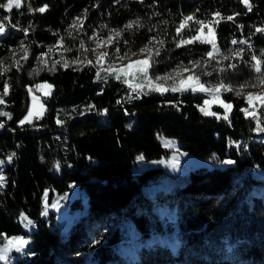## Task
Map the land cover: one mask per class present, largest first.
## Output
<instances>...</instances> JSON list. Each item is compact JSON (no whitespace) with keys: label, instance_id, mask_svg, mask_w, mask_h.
Wrapping results in <instances>:
<instances>
[{"label":"trees","instance_id":"obj_1","mask_svg":"<svg viewBox=\"0 0 264 264\" xmlns=\"http://www.w3.org/2000/svg\"><path fill=\"white\" fill-rule=\"evenodd\" d=\"M249 3L251 11L241 0H22L19 8L0 9L5 28L0 61L10 69L0 75V94L5 82L9 85L0 111L11 114V119L0 116V157L15 153L3 168L0 245L9 234L28 235L22 249L11 252L9 263L0 264H264V131L256 130L258 124L264 128V108L255 102L250 108L244 92L235 95L237 86L252 85L259 75L250 67L251 57L264 60V33L255 32L264 28V0ZM45 5L44 12L36 11ZM189 15L193 21L178 36L177 27ZM78 17L82 28H70ZM137 19L143 27L123 31L118 41L113 37L116 42L107 44L105 53L124 55L155 37L149 45L153 51L160 47L156 41L164 43L149 61L150 74L200 60L194 72L206 87L232 86V91L220 92L234 103L227 121L199 110L207 92L161 94L147 88L135 98L127 84L107 75L105 65L75 52L89 38L107 39L110 29H124ZM195 20L213 23L215 44L224 54L209 59L211 44L199 40L176 46L196 34L200 25ZM22 43L27 59H21ZM240 49L244 51L235 56ZM14 61L19 64L13 66ZM40 79L52 84L42 94L46 108L21 125L29 89ZM242 108L254 111L255 118L246 117ZM157 134L175 137L181 150L228 157L232 163L161 178L165 170L159 159L168 158L171 147ZM140 154L157 163L133 170ZM74 180L85 194L83 200H70L79 216L63 231L42 229L44 188H50V201ZM22 211L37 229H23Z\"/></svg>","mask_w":264,"mask_h":264},{"label":"snow or ice","instance_id":"obj_2","mask_svg":"<svg viewBox=\"0 0 264 264\" xmlns=\"http://www.w3.org/2000/svg\"><path fill=\"white\" fill-rule=\"evenodd\" d=\"M241 3H243L245 5L246 8H248V11H251V5L249 3V0H241ZM21 6L20 0H7L6 3H0V9H5L7 11H11L13 7L15 8H19ZM47 8V5H45L44 7L38 8L36 9V11L39 12H44ZM29 10L31 11L32 9L29 8ZM87 10H85V15H86ZM214 16H219V13H214ZM194 17L189 15L184 17L179 26L177 27V35H180V32L183 28L187 27L188 22L193 21ZM225 19L227 20H232L233 17L232 16H228ZM218 22V21H217ZM83 19L82 18H76L73 21V24L70 25V28L76 29V30H80L83 26ZM166 23V21H165ZM195 23L200 25L201 28H203L205 26V22L204 21H200V20H195ZM101 27H107L106 25H102ZM143 27V25L140 23L139 19L135 20V21H129L125 26L124 29H110L109 30V36L107 38L106 41H104V43L108 44V45H112L113 43H115L116 41H114L113 37L116 38V40L118 41L121 36L123 31L125 30H131L133 28H140ZM25 32L27 30H24ZM5 32V28L3 27V25H0V34H3ZM256 33H264V28H260L257 27L255 29ZM255 34V33H253ZM197 40H199L200 43L203 44H211L212 46V50L207 52V57L209 59H213L214 58V54L219 52V49L217 48L214 39L213 40H208V39H201L199 34L192 36L191 38L187 39V40H181L180 42L177 43V47H181L183 44H191L196 42ZM153 41H155V37H152L149 39V44L145 45L143 48L140 49L141 53H148V57L142 61H138L136 62L137 65H139L138 67L133 66V64H128L125 67L119 68V69H113L111 65H109L108 69H105L104 71L107 72L108 76H114L115 79L120 80L121 82L125 83L128 85V87L135 93H137L135 98H139V93L140 91L147 86L149 88L150 91H156V92H160L161 94H163V92L166 91H172V92H185V91H192V92H207L211 95V99L210 100H205L203 106H200V111L206 115V116H214L217 119H221L223 118L225 121H227L229 119V111L232 108V105L230 103H225L222 99H220V95L219 93L222 91H232V86L231 85H226L223 82H221L219 85H217L214 88H210V87H206L204 83L200 82L199 76L195 75L194 70L196 68H198L200 66V61H190V63L192 64V69H188L185 68L183 65H179L176 69L173 70L172 73L167 74L164 77H156V81L159 80H172V86L171 87H165L159 83H155L153 82L152 79H150L148 77V68L150 67L149 61L152 59L153 55H159L160 54V48L163 47V41H156V43H158L160 45V47L155 48V50L153 51L152 48L149 47V45H151L153 43ZM100 40L97 39V44L99 45ZM125 44H127V41H124ZM233 44H236L237 41L233 40L232 41ZM240 44H245L247 43V41L245 40H241L239 41ZM251 47V46H249ZM21 51L24 53L23 57H21V59H27L28 57V48L23 45V43L20 45ZM81 48H84V44L83 42H81ZM120 49L117 47L116 48V52L119 53ZM243 49H240L238 51H235L233 54L236 56H239L241 52H243ZM135 54V53H133ZM104 56H107V53L103 54ZM261 56L264 57V49L261 50ZM103 57L98 58V62L99 60H101ZM225 60L229 59L228 56H224L223 57ZM43 62V61H41ZM77 60L72 61V63H77ZM251 62L250 63V67L254 70L255 73H258L259 75L256 77L255 83H253L251 86L252 87H256L259 86L261 84H264V70H262L261 68V64L264 63V60H261L260 58H258L257 56L253 55L251 57ZM87 63H91V61H87ZM19 64V61H14L13 62V66ZM64 67H68L69 63L65 62ZM230 68H235L236 65L234 64H230L229 65ZM10 69L3 67V61H0V75H2L4 72L8 71ZM51 70H55V65H53ZM221 71H224V69H221ZM34 73L38 74V69H34L33 70ZM182 72H192L191 75H188L186 78H182L179 79L177 82V78L181 76ZM123 73V75H121ZM207 75H211V73H206ZM97 79L101 78V69L97 70ZM249 86L248 84H242L239 86V89H237L235 91V95L236 96H241L242 95V89L244 87ZM37 88L42 87L41 85H36ZM44 87H47L48 89L51 88V85H44ZM8 88L9 85L7 84V82H5V87H4V93L0 94V103H3V99L2 96L6 95L8 93ZM31 92V90H29ZM133 97H129L128 99H132ZM245 100L247 102V104L249 105L250 108H254V102L256 104H259L262 108H264V93H249L246 95ZM33 103H36V97H33ZM117 103H120V101H117ZM213 103H219V105L224 108L225 112L223 117H221L218 113L213 112L210 110L211 104ZM92 106L90 105L89 108H91ZM41 110H42V106H41ZM106 111V110H105ZM242 112H244L245 116H252L253 118H255V112H249L248 109H241ZM82 114V113H81ZM0 116H7L9 119H11V114L4 112V111H0ZM33 117V111L32 109H29L28 114L26 116H24V118L19 121V123L21 125H23L24 123H31V118ZM58 124H61L62 121L57 120ZM3 124H0V127H3ZM257 131H264V128H260L259 124L257 125ZM15 155V153H12L9 157L8 160L9 162L12 160L13 156ZM2 163V162H0ZM225 163H232V161H225ZM5 184V177L0 174V189H2L4 187ZM21 220L22 221H27V217L24 216L23 213H21ZM28 224H31V221H27ZM27 226V225H26ZM7 240V244L5 246V248L3 249V253L4 254H0V260H7L8 257L6 255V253L11 249V248H15L17 251H19L24 244L27 243L26 240L22 239L21 237H13L11 239L5 238Z\"/></svg>","mask_w":264,"mask_h":264},{"label":"rangeland","instance_id":"obj_3","mask_svg":"<svg viewBox=\"0 0 264 264\" xmlns=\"http://www.w3.org/2000/svg\"><path fill=\"white\" fill-rule=\"evenodd\" d=\"M21 1L22 0H20V3H21ZM6 2H7V0H0V3H6ZM197 34H199L201 39H208V40L215 39V31H214L213 23L211 21H205V26L203 28L199 27V29L195 35H197ZM97 39L100 40L99 45L97 44ZM106 40L107 39H105V38L91 37V38H89L88 42H86L85 48L83 50L80 51V50L76 49L75 52L77 54H80V57H82L83 55L90 56L93 60H95L99 64V66L105 65L108 68L109 65H111L112 67H114L113 68L114 70L125 67L130 63L133 64L134 68L138 67L139 65H137L136 62L142 61V60L147 58V57H143L144 55H146L147 52L141 53L140 49H137V50L131 51V52H127L124 55H112L111 53H107V56H104L103 55L105 53L104 49L107 46V44L104 43V41H106ZM216 46H217V44H216ZM217 48L219 49V52L215 53V55L224 54V52L221 48H219L218 46H217ZM236 51H238V50H236ZM133 53H135V54H133ZM100 57H103V58L101 60H99V62H98V58H100ZM137 58H139V59H137ZM193 61H200V60H193ZM179 65H183L185 68H188V69H192V67H193L190 62L181 63V64H178V65L172 67L171 69L166 71V73H163V74L152 75L148 72V77L150 79H152L153 82H155V83H159L165 87H171L172 83H173L172 80L156 81L155 78L156 77H164L167 74L172 73L173 70L176 69ZM194 71H199V69L196 68ZM191 74H192V72H182L181 76L177 78V82L179 79L186 78L188 75H191ZM121 75H123V73ZM36 85H41L42 87L37 88ZM44 85H51V87H52L51 82L48 80H45V79L38 80L32 87H30L29 90H31V92L29 91V103H28L26 111L24 112V114L22 115V117L20 118L19 121H21L24 118V116H26L28 114L29 109H32V111H33V117L31 118V120H33L37 116H40L43 113V111L46 108V103L42 99V94L49 93L50 89H51V88L48 89L47 87H44ZM217 85H219V84H217ZM205 86H207V85H205ZM147 88L148 87L145 86L142 90L147 89ZM210 88H214V87H210ZM259 88H261V89L264 88V84H261L258 87H252L251 85H249L247 87H244L241 91L246 93V94L264 93V91H258ZM237 89H239V86H237ZM219 95H220V99H222L225 103H230L233 106L234 103L232 100H226L221 95V93H219ZM33 97H36V103L35 104L33 103ZM210 99H211V95L208 93L205 100H210ZM205 100H203L201 102L202 106H203ZM41 106H42V110H41ZM214 106H216V108L218 109V112L224 114L225 110H224V108H222L219 105V103L211 104V107H210L211 111L215 110ZM157 138L163 145L171 147L169 157L159 159L160 162H164L163 165H164V170H165V172L162 173V175L160 176L161 178H167L169 176V173H173V172L184 173V172L188 171L189 168H192V167H199V166L212 167V166H216V165L225 166V165L229 164V163H225V161H232L228 157L223 158V159H219V158H216L214 156H202V155H198V154L192 153V152L187 151V150H181V149L177 148V140L173 136H168V135H164V134H157ZM10 155H7L4 158L0 157V162H2V163H0V174H2L4 177H5V173H4L3 168H4V165L7 162H9L8 157ZM142 158H143L142 154L138 155L137 162H134L132 164L133 170H138V169L143 168L149 164H156L157 163V162H151V161L148 162V161L143 160ZM55 166L56 167L59 166V159L56 160ZM91 177H92V179H95L94 175H91ZM152 185H156V184L153 183ZM262 186L263 187H261V188H264V185H262ZM49 193H50V188H48V187L44 188V191L42 193V200H43L42 216H45V220L40 223L41 228L44 230L63 231L67 228V226L72 221V219L77 218L79 216V209L78 208L71 209L70 200L73 199L74 197H77V196L81 197L83 200V199H85V194H84L83 189L79 185L77 180L72 181L70 187L68 189H66L65 191H62V192L55 191L54 194L51 196L50 201H49ZM50 210L54 211L52 213V216H50V214H51ZM21 213H23L24 216L27 217V221H31L32 223L28 224L27 221H22L21 220ZM21 213L19 215V220L21 222L23 229H25L26 231H32V230H35L38 228V224L35 223L32 219H30L25 212L22 211ZM13 237H21L22 239H24L26 241L28 240V235H26L24 233L9 234L6 238L11 239ZM6 244H7V240L5 239V241L0 245V254H4L3 249L5 248ZM12 251H16V253L19 252L15 248H11L6 253L8 259L7 260H1V261L5 262V263H9V260L11 259L10 254Z\"/></svg>","mask_w":264,"mask_h":264}]
</instances>
